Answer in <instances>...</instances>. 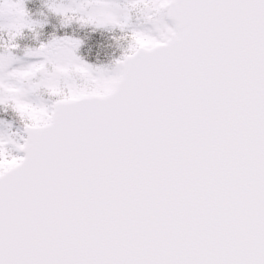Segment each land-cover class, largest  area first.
<instances>
[{
  "label": "snow or ice",
  "instance_id": "snow-or-ice-1",
  "mask_svg": "<svg viewBox=\"0 0 264 264\" xmlns=\"http://www.w3.org/2000/svg\"><path fill=\"white\" fill-rule=\"evenodd\" d=\"M27 5L0 0V264H264V0Z\"/></svg>",
  "mask_w": 264,
  "mask_h": 264
},
{
  "label": "trees",
  "instance_id": "trees-1",
  "mask_svg": "<svg viewBox=\"0 0 264 264\" xmlns=\"http://www.w3.org/2000/svg\"><path fill=\"white\" fill-rule=\"evenodd\" d=\"M37 1L38 0H28L27 6H29L31 11L35 10L38 12V10L41 8V5H38ZM45 27L48 28L49 24H47ZM113 35L116 36V34L106 31V29L103 28L95 30H83L80 35V39L84 41L82 47V56L84 59L94 62L95 60H100L102 58L104 59V57H107L109 55V50L107 49L110 47L107 43H109L108 41L115 40L113 39ZM29 42L30 41L27 40L21 41L22 44Z\"/></svg>",
  "mask_w": 264,
  "mask_h": 264
},
{
  "label": "rangeland",
  "instance_id": "rangeland-1",
  "mask_svg": "<svg viewBox=\"0 0 264 264\" xmlns=\"http://www.w3.org/2000/svg\"><path fill=\"white\" fill-rule=\"evenodd\" d=\"M38 2H40V0H38ZM49 20H50V22L48 23L49 27L48 28H46V27L44 28V30H43L44 35L41 37V39H46L48 37V35L50 33H52L53 31H55L57 33V35H64L65 33H68V34H71V35H75L76 37H78L80 39V35H81L83 30H86V29L94 30L92 26L81 27L79 24H76V23H73L71 26L66 27V28L65 27H60L59 26V22H58V20L56 18L49 17ZM54 24L56 25V28H53ZM97 29H101V28H97ZM106 31H108V30L106 29ZM109 32L116 34L117 39H121L122 38L120 36V32H119L118 29L115 30L114 32H112V31H109ZM113 37H114V35H113ZM108 42L109 43H107V44L110 46L109 49H107V50H109V55L107 57H104L105 60L102 58L100 60H95L94 62L88 61L89 63H92V64H96L97 62L108 63L110 60H113L114 58L119 57L120 49L116 47V40H114V41L111 40V41H108ZM138 43L142 47H147V46H150L152 44V41L145 40V39H139ZM82 47H83V44L81 45V47L79 49V53H78L81 56H82ZM103 53H104V50H103ZM59 70L60 71H67V69H65V68H60ZM32 118L34 120L41 119V117H40V115L38 113H32Z\"/></svg>",
  "mask_w": 264,
  "mask_h": 264
}]
</instances>
